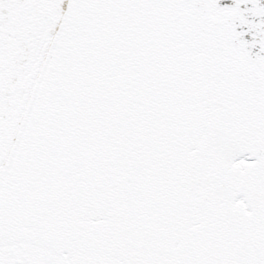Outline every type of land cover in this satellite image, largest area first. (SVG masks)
<instances>
[{"label": "snow or ice", "instance_id": "snow-or-ice-1", "mask_svg": "<svg viewBox=\"0 0 264 264\" xmlns=\"http://www.w3.org/2000/svg\"><path fill=\"white\" fill-rule=\"evenodd\" d=\"M0 264H264V0H0Z\"/></svg>", "mask_w": 264, "mask_h": 264}]
</instances>
